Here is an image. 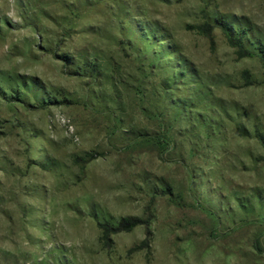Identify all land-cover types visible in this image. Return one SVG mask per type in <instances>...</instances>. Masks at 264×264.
I'll list each match as a JSON object with an SVG mask.
<instances>
[{
    "label": "rangeland",
    "instance_id": "rangeland-1",
    "mask_svg": "<svg viewBox=\"0 0 264 264\" xmlns=\"http://www.w3.org/2000/svg\"><path fill=\"white\" fill-rule=\"evenodd\" d=\"M0 264H264V0H0Z\"/></svg>",
    "mask_w": 264,
    "mask_h": 264
},
{
    "label": "trees",
    "instance_id": "trees-1",
    "mask_svg": "<svg viewBox=\"0 0 264 264\" xmlns=\"http://www.w3.org/2000/svg\"><path fill=\"white\" fill-rule=\"evenodd\" d=\"M215 23L223 29L229 42L234 47H236L243 56H253L254 55L253 53L245 49L243 42H242V37H236L232 35L228 27V24H226L223 21H216ZM145 224H146V221L138 217H128V218H122L114 226L110 225L109 223H99V227L103 231V239L108 240L111 234L121 233V232H130L136 227L145 225Z\"/></svg>",
    "mask_w": 264,
    "mask_h": 264
}]
</instances>
